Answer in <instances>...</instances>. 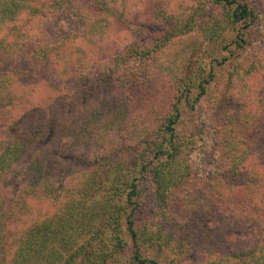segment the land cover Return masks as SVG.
<instances>
[{
	"label": "trees",
	"instance_id": "16d2710c",
	"mask_svg": "<svg viewBox=\"0 0 264 264\" xmlns=\"http://www.w3.org/2000/svg\"><path fill=\"white\" fill-rule=\"evenodd\" d=\"M140 1L0 0V264H121L123 254H127L128 264H162L156 257L147 256L146 251L159 252L165 246L145 227L137 229L133 218L143 194L142 185L148 178L153 184L156 214H161L170 199L176 197L181 207L197 211L209 222L215 205L209 196L203 195L201 204L185 194L175 196V187L196 171L193 154L199 140L194 132H183L179 125L183 110H194L206 92L216 65L224 64L232 70H236L237 63L244 65L240 49L250 42L249 37H244L247 30L264 19L260 9L246 0H210L219 13L214 20L219 47L229 56L216 64L200 62L193 70L187 66L153 124L134 138H118L120 141L113 147L100 143L95 156L86 158L83 172L62 160L61 151L72 152L88 145L81 138L87 129H77L74 118L61 113L63 106L78 97L86 100L96 89L109 87L113 93L123 87L133 89L148 76L141 61L149 59L159 45L178 33L190 31L193 14L180 29L174 26L161 34L150 48L121 49L119 43L113 49L110 46L111 52L99 62L101 66L107 61L105 69L89 73V77L87 73L81 75L78 83L71 71L72 75L63 81L64 95L57 96L54 103L51 100L40 106L28 99L31 84L25 83V73L31 74L32 68L38 80L56 78L60 71L52 67L59 64L69 71L73 54L77 53L74 48H79L81 40L67 43L63 35H50L49 27L58 15L69 16L88 43L101 42L110 26L124 24ZM236 25L241 27L231 50L224 29ZM132 26L137 28L135 23ZM20 55L29 62L27 67L13 65ZM249 71L251 66L245 69ZM251 109L252 121L261 132L256 143L246 149L243 137L232 124L220 125L216 143L221 169L206 180L214 192L223 189L245 206L243 226L232 231L242 237L235 249L225 253L216 249L201 264H264V101L259 100ZM24 111L26 121L21 117ZM44 134L52 136L46 143L42 141ZM50 143L60 145L61 150L53 151ZM36 190L55 208L46 218L28 223L23 215L27 213L29 196ZM220 197L225 199L223 194ZM2 211L12 214L6 220L14 225L7 243L1 227ZM181 249L173 250V264H188Z\"/></svg>",
	"mask_w": 264,
	"mask_h": 264
},
{
	"label": "rangeland",
	"instance_id": "374dc122",
	"mask_svg": "<svg viewBox=\"0 0 264 264\" xmlns=\"http://www.w3.org/2000/svg\"><path fill=\"white\" fill-rule=\"evenodd\" d=\"M246 1L264 14V0ZM217 10L216 5H212L210 0H141L134 11L126 17L124 24L111 25L109 33L103 36L101 42L91 43L80 37V28L69 16L58 15L49 27L50 35H63L67 43L78 40L81 42L78 49L74 48L77 53L73 54L71 59L73 64L68 67L69 71L66 68L61 69L57 64L56 67H52V70L59 69L57 77L46 76L41 80H38V73L32 68L29 70L31 74L36 72L35 75L25 73L27 76L25 83L31 84L29 93L32 95L28 99L40 106H46L51 100L54 103L58 100L57 96L64 95L65 92L61 90L64 86L63 81L72 75L71 71L77 77L78 83L81 75L87 73L89 77V73L92 75L105 69L107 61H103L101 66L99 62L108 56L107 53L111 52L110 46L115 43H119L121 49L123 47L129 49L131 46L150 48L161 34L174 26H179L180 29V25L183 26L189 16L192 18L191 14L194 17L190 22V31L178 33L171 40L159 45L149 59L141 61L148 76L138 81L133 89L123 87L116 93L110 91L109 87L101 88V91L96 89L86 97V100L77 96L78 98L67 103L66 107L63 106L64 110L61 113L64 111L63 115L73 117L77 129L82 130V127L87 129V134L81 138L85 139L88 145L72 152L61 151L62 160L76 167V170L85 171L86 158L95 156L99 148L101 149V144L113 147V144L120 141L118 138H125L124 136L134 138L140 135L143 128L153 124L154 118L165 106L174 82L185 75L187 66L193 70L200 62L203 65L209 61L216 64L217 60L229 56L227 50L219 47L218 28L214 27V20L219 17ZM133 23L137 24V28L132 26ZM240 27L236 25L224 29L225 39L231 50L235 46L232 40ZM250 28L244 36L249 37L250 42L240 49V58L244 59V65L241 67L247 69L251 66V71L245 72L238 63L236 70L228 69L224 64L216 65L215 76L206 92L200 97L194 110L189 111L186 108L183 110V120L179 125L180 130L186 133L194 132L199 140L193 154L196 171L175 187V196L185 194L197 204H201L200 198L203 195L209 196L215 202L209 222L197 211L181 207L176 197L170 199L161 214H156L157 203L150 178L142 185L143 194L138 198L133 217L135 226L137 229L145 227L147 231L156 234L158 242L165 246L164 250L159 252L153 249L146 251L147 256L156 257L162 264H173L172 259L175 255L173 250H180L183 244L187 246L186 250L185 247L181 249L184 261L188 264H201V261L210 258L216 249L225 253L227 250L235 249L240 243L238 239L242 236L232 231L243 226L246 219L245 206L223 189H220V193L214 192L206 180L221 169L222 161L216 143V130L220 129V125L226 122L232 124L234 130L243 137L246 149L253 147L257 135L261 133L257 123L252 121L251 108L258 104L259 100L264 101V89L262 90L264 19ZM209 32H213L211 37L208 35ZM206 35L210 39H207ZM27 63L29 62L20 55L13 65H17V68L27 67ZM61 70H64L63 73ZM84 79L90 81L87 77ZM148 106L151 109H148ZM66 108L68 114L65 112ZM21 117L27 120L26 111ZM43 136V143L52 138L50 134ZM122 141L124 142L123 139ZM49 145L53 151L61 150L58 144ZM74 181L76 183V180ZM37 192L38 190L29 196L27 213L23 215L28 223L46 218L55 208L53 202L44 196H38ZM221 194L225 199L221 200ZM2 214L1 227L4 230V242L7 243V240L9 242L7 235L14 231V225L7 223L6 220L12 214H5L3 211ZM109 237L111 238V235ZM126 251L130 252L128 249ZM127 259V254H123L121 264H128Z\"/></svg>",
	"mask_w": 264,
	"mask_h": 264
}]
</instances>
